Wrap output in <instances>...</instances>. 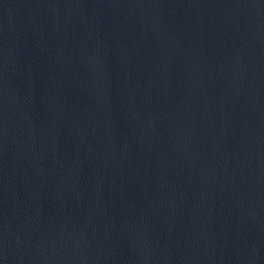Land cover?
I'll list each match as a JSON object with an SVG mask.
<instances>
[{
    "label": "water",
    "instance_id": "95a60500",
    "mask_svg": "<svg viewBox=\"0 0 264 264\" xmlns=\"http://www.w3.org/2000/svg\"><path fill=\"white\" fill-rule=\"evenodd\" d=\"M0 264H264V0H0Z\"/></svg>",
    "mask_w": 264,
    "mask_h": 264
}]
</instances>
